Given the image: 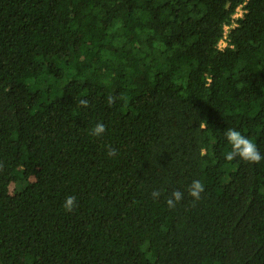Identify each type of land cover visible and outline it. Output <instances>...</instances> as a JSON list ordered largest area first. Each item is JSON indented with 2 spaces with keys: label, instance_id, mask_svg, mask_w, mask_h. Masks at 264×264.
Listing matches in <instances>:
<instances>
[{
  "label": "trees",
  "instance_id": "obj_1",
  "mask_svg": "<svg viewBox=\"0 0 264 264\" xmlns=\"http://www.w3.org/2000/svg\"><path fill=\"white\" fill-rule=\"evenodd\" d=\"M230 128L264 155V0H0V264H264Z\"/></svg>",
  "mask_w": 264,
  "mask_h": 264
},
{
  "label": "clouds",
  "instance_id": "obj_2",
  "mask_svg": "<svg viewBox=\"0 0 264 264\" xmlns=\"http://www.w3.org/2000/svg\"><path fill=\"white\" fill-rule=\"evenodd\" d=\"M117 97L109 95L107 97V103L109 106L113 105L116 102ZM79 104L81 107L87 108L89 102L87 99H80ZM106 131V126L103 123H97L91 130L93 136H102ZM228 144L230 145V151L225 154V159L228 161L235 160L239 158L242 161L259 164L261 160H264V155L258 150L257 145L249 139L247 136L242 134L240 131L230 128L225 133ZM116 149L112 148L110 145L107 146V154L109 156L116 155ZM203 155V153H202ZM205 190L204 184L200 180H193L188 188V194L193 197L195 200L201 198V193ZM153 198L160 196L159 191L152 192ZM183 198V193L179 190L173 191L171 196L166 200L168 207H175L176 203ZM76 197L68 196L66 197L63 207L66 211L71 212L76 207Z\"/></svg>",
  "mask_w": 264,
  "mask_h": 264
},
{
  "label": "built area",
  "instance_id": "obj_3",
  "mask_svg": "<svg viewBox=\"0 0 264 264\" xmlns=\"http://www.w3.org/2000/svg\"><path fill=\"white\" fill-rule=\"evenodd\" d=\"M242 13H243V8H242V6L240 5V6H238L237 8H236V10H235V12H234V14H233V17H238V16H241L242 15ZM236 23H235V21H233L232 22V25H235ZM225 29H227V27H225ZM226 45V36L225 35H223L222 36V38L219 40V42H218V47H223V46H225Z\"/></svg>",
  "mask_w": 264,
  "mask_h": 264
}]
</instances>
